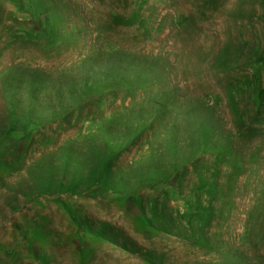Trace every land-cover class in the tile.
Instances as JSON below:
<instances>
[{
    "label": "rangeland",
    "instance_id": "rangeland-1",
    "mask_svg": "<svg viewBox=\"0 0 264 264\" xmlns=\"http://www.w3.org/2000/svg\"><path fill=\"white\" fill-rule=\"evenodd\" d=\"M0 264H264V0H0Z\"/></svg>",
    "mask_w": 264,
    "mask_h": 264
}]
</instances>
